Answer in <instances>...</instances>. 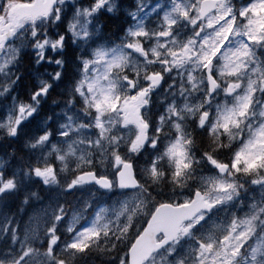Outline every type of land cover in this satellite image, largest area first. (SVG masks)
<instances>
[{"label":"snow or ice","instance_id":"snow-or-ice-1","mask_svg":"<svg viewBox=\"0 0 264 264\" xmlns=\"http://www.w3.org/2000/svg\"><path fill=\"white\" fill-rule=\"evenodd\" d=\"M0 151V264H264V0H0Z\"/></svg>","mask_w":264,"mask_h":264},{"label":"trees","instance_id":"trees-1","mask_svg":"<svg viewBox=\"0 0 264 264\" xmlns=\"http://www.w3.org/2000/svg\"><path fill=\"white\" fill-rule=\"evenodd\" d=\"M118 23H120L119 20H116L114 18H106V25H107L108 30H112L113 25H116ZM74 55H75L74 51L72 49H69V58L71 59L72 57H74ZM45 111L47 112L48 109L46 108Z\"/></svg>","mask_w":264,"mask_h":264},{"label":"rangeland","instance_id":"rangeland-1","mask_svg":"<svg viewBox=\"0 0 264 264\" xmlns=\"http://www.w3.org/2000/svg\"><path fill=\"white\" fill-rule=\"evenodd\" d=\"M85 2H87V0H85ZM120 2H121V3H124L125 5H129V4H131L132 0H120ZM85 195H87V194H85ZM42 196H44L45 199H47L48 194H46V193L44 192V194H42ZM71 199H73V197H71Z\"/></svg>","mask_w":264,"mask_h":264}]
</instances>
